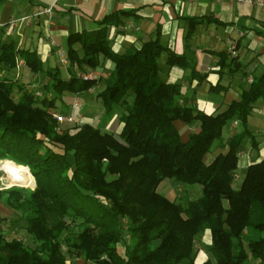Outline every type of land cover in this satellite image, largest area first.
I'll use <instances>...</instances> for the list:
<instances>
[{"label":"trees","instance_id":"1","mask_svg":"<svg viewBox=\"0 0 264 264\" xmlns=\"http://www.w3.org/2000/svg\"><path fill=\"white\" fill-rule=\"evenodd\" d=\"M133 13L118 9L97 20L93 30L69 33L66 78L58 68L45 70L35 50L0 39V160L28 168L36 184L0 190L1 202L22 215L35 243L0 232V264H69L62 252L66 219L81 225L66 240L68 248L94 264H194L205 231L209 257L202 264H264V158L248 164L239 186L233 185L239 147L257 145L248 117L264 98V72L221 112L180 103L181 85L161 78L158 58L165 52L168 66L187 67L186 54L162 45L158 33L139 47L112 49L109 27ZM185 20L186 38L202 21L223 24L212 16ZM216 55L220 68L234 60L228 62L223 51ZM101 56L113 67L97 97L110 116L124 105L119 129L104 131L87 122L74 133L57 129L49 109L65 94H82L100 82L83 74L97 70ZM20 59L33 75L49 77L41 98L9 75ZM49 90L54 97L47 96ZM176 120L198 131L183 140ZM232 121L238 131L224 139ZM216 149L226 150L204 162ZM165 178L199 184L202 195L184 203L171 200L157 190Z\"/></svg>","mask_w":264,"mask_h":264},{"label":"crops","instance_id":"2","mask_svg":"<svg viewBox=\"0 0 264 264\" xmlns=\"http://www.w3.org/2000/svg\"><path fill=\"white\" fill-rule=\"evenodd\" d=\"M50 5V15L33 16L37 10ZM118 9L133 10L134 13L122 18L120 25L109 27V40L114 51L122 52L130 46L139 47L158 33L162 45L178 54H186L190 64L187 67L168 66L165 52H162V58V53L158 58L163 80L181 85L180 103L207 113L221 112L238 98L241 90L250 83L249 79L264 72V0H0V39L12 40L18 48L35 50L45 70L52 72L58 68L63 74L67 61L63 63L61 59L65 58L63 52L67 35L74 31L95 29L97 20ZM187 16H212L223 24L202 21L186 38ZM22 17H27V20L23 23L17 21ZM12 20H15L14 23H11ZM232 47L235 48L233 55ZM58 50L63 54L60 55ZM219 51L227 54L228 62L234 58L230 65L219 67V57L216 55ZM112 67V62L101 56L100 67L88 72H93L99 78ZM191 68H194L195 75H191ZM12 71L14 75L17 73L19 81L29 85L33 83L36 89L49 82L45 74L33 75L21 59ZM242 73H247V76L243 77ZM210 86H218L220 90L211 92ZM94 87L82 94H72V102L79 99L83 107L90 104ZM36 92H39V88ZM85 93L87 97L83 101L81 95ZM46 94L48 97L55 95L52 90ZM65 95L62 101L56 100L55 106L65 104L68 107L66 113H69L73 111L72 102L67 103ZM248 125L257 145L246 142L239 147V162L242 161L240 170L244 171L253 160L264 158V102L253 104ZM188 127V134L198 131L196 126ZM225 128L227 134L224 139L238 131V124L232 121ZM258 135L260 137L257 138ZM225 150L216 149L205 162L209 163L219 151ZM236 173L240 180L239 164ZM202 239L207 245L210 243L208 231L203 233ZM206 259V253L199 251L194 263L202 264Z\"/></svg>","mask_w":264,"mask_h":264},{"label":"rangeland","instance_id":"3","mask_svg":"<svg viewBox=\"0 0 264 264\" xmlns=\"http://www.w3.org/2000/svg\"><path fill=\"white\" fill-rule=\"evenodd\" d=\"M63 53H64L63 55L65 57V51ZM163 55H164V53H162L161 58ZM161 65H163V64H161ZM65 69L67 70V73H66ZM62 72H63V74L60 73L61 77L65 78L68 76V69L67 68H63ZM9 75L13 76L14 72L10 71ZM19 75H21V73ZM15 76H17V73ZM106 76H107V72L101 76L99 84L96 85V87H94L93 95L91 96V99L89 101L90 104H87L84 107L81 105L80 110H79L80 116L77 118L76 121H74V122H62L61 123L60 121L57 120V118H55L53 116V113L66 114V112H68L67 105L65 106V105L60 104L58 106H55L54 109H49L51 115L57 121V129L60 130V129L67 128L70 133H74L77 131L78 127L81 124L86 123V122L90 123L92 125L98 126L100 129H102L104 131L115 132L119 129L120 125L118 123V116L124 110V105L115 109L113 114H111V116H110L104 111V109L101 105L100 99L97 97V93L100 91V89L102 90V88H104ZM160 76L162 79H164L163 78L164 76L162 73L160 74ZM16 78H19V77L17 76ZM32 84L29 85V83H26L28 88L31 89L33 92H36L37 89L39 88V92H36V94H37V97L41 98L44 95L43 90H42V86H40L36 89V87H33ZM48 92L49 91H47L46 93H48ZM86 97H87V93H85L84 95H81V100L85 101L84 99ZM64 99L66 100L67 103H71L72 99H73V95L67 93L65 95ZM263 99L264 98L258 99L255 102V104L256 105L263 104V102H264ZM56 109H58V110H56ZM69 113H67V114H69ZM174 123H175V126L178 129L179 133L181 134V137L183 139H186L189 136L188 125L181 122L180 120H176ZM226 134H227L226 128H224L223 132H222L223 137L226 136ZM258 137H260V136L258 135L257 138ZM212 153H213V151H209L204 156V162L207 161L211 157ZM241 166H242V161L239 162V173L242 176H241V179L239 180V178H237V173L235 174L236 180L233 182L234 187L239 186V183L244 176L245 171L240 170ZM26 169L28 170V168H26ZM28 173L30 175L29 170H28ZM30 177H31V175H30ZM33 182H34V186L25 187V186L18 185L14 182H11V180L9 179L7 174H5V172L2 169H0V190L4 189V188L11 187V186H18V187H24V188H28V189H34L36 186L35 180H33ZM157 190H158V192H160L161 194H163L167 198H169L171 200L179 201L181 203H184L187 199H196L197 197L202 195L201 185H199V184H186V183H183L181 181H177L174 178L163 179L159 183ZM66 221H67V228L64 230V232L62 234V238H63L62 252L66 256L68 263L69 264H94L92 262L85 261L79 255V253L77 251L68 248L66 240L69 238H72L74 235H76L80 231L81 225H80V220H78V219H76V220L66 219ZM0 232L3 233L4 236L8 239L11 237H16L28 246H31V247L35 246V243L32 239V236L27 232L26 222L23 219L22 215L18 211H14V210L10 209L9 207L5 206L1 202V199H0ZM206 246H207V244L204 242V240L201 237L200 242L196 243V249H197L196 254H198V252L201 251V253L205 252L207 257H209L208 252L206 250ZM251 262H252V264H256L254 261H251ZM212 264H214V263L212 262Z\"/></svg>","mask_w":264,"mask_h":264},{"label":"built area","instance_id":"4","mask_svg":"<svg viewBox=\"0 0 264 264\" xmlns=\"http://www.w3.org/2000/svg\"><path fill=\"white\" fill-rule=\"evenodd\" d=\"M52 12V5L47 6L43 9L37 10L36 12H34L33 16H39L41 14H46V15H50ZM27 20V17H22L20 18L19 21L20 23H23L24 21ZM15 20H12L11 23H14ZM1 25V24H0ZM59 54L62 55V51L58 50ZM231 54H235V48L232 47L231 48ZM61 61L63 63H66V59L62 58ZM84 78H95V74L93 72H86L85 74H83ZM252 79H249L248 81L251 82ZM80 107H81V103L79 99H74L72 104H71V109L73 110L72 112H70L69 114H59V113H53V116L55 118H57L58 121L62 122H74L77 120V118L80 116Z\"/></svg>","mask_w":264,"mask_h":264},{"label":"bare ground","instance_id":"5","mask_svg":"<svg viewBox=\"0 0 264 264\" xmlns=\"http://www.w3.org/2000/svg\"><path fill=\"white\" fill-rule=\"evenodd\" d=\"M0 169L7 174L11 182L25 187L34 186V182L25 167L9 160H2L0 161Z\"/></svg>","mask_w":264,"mask_h":264}]
</instances>
